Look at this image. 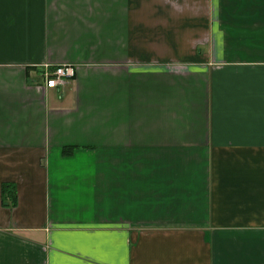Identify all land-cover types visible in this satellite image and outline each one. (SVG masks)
<instances>
[{"label":"crops","instance_id":"obj_1","mask_svg":"<svg viewBox=\"0 0 264 264\" xmlns=\"http://www.w3.org/2000/svg\"><path fill=\"white\" fill-rule=\"evenodd\" d=\"M0 264H264V0H0Z\"/></svg>","mask_w":264,"mask_h":264},{"label":"built area","instance_id":"obj_2","mask_svg":"<svg viewBox=\"0 0 264 264\" xmlns=\"http://www.w3.org/2000/svg\"><path fill=\"white\" fill-rule=\"evenodd\" d=\"M72 74L73 70L70 65H57L53 68V70L45 73L44 84L49 88L55 87L62 81V79L70 78Z\"/></svg>","mask_w":264,"mask_h":264},{"label":"trees","instance_id":"obj_3","mask_svg":"<svg viewBox=\"0 0 264 264\" xmlns=\"http://www.w3.org/2000/svg\"><path fill=\"white\" fill-rule=\"evenodd\" d=\"M71 147H62V153H70ZM1 204L3 206L12 207L15 205L14 185L9 182H3L1 184Z\"/></svg>","mask_w":264,"mask_h":264}]
</instances>
